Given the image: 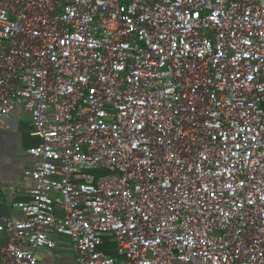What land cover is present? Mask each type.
<instances>
[{
    "label": "built area",
    "instance_id": "built-area-1",
    "mask_svg": "<svg viewBox=\"0 0 264 264\" xmlns=\"http://www.w3.org/2000/svg\"><path fill=\"white\" fill-rule=\"evenodd\" d=\"M31 200L0 264H264V0H0V129ZM60 210V215L58 211Z\"/></svg>",
    "mask_w": 264,
    "mask_h": 264
},
{
    "label": "crops",
    "instance_id": "crops-1",
    "mask_svg": "<svg viewBox=\"0 0 264 264\" xmlns=\"http://www.w3.org/2000/svg\"><path fill=\"white\" fill-rule=\"evenodd\" d=\"M40 142L30 114L16 107L0 129V217H22L16 204L30 201L33 188L32 180L24 171L39 162L31 157L29 149ZM57 211L60 215V210ZM36 255L39 264H76L67 239H62L56 249H38Z\"/></svg>",
    "mask_w": 264,
    "mask_h": 264
}]
</instances>
